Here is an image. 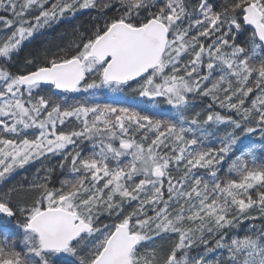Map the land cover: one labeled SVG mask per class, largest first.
Returning a JSON list of instances; mask_svg holds the SVG:
<instances>
[{
    "label": "snow or ice",
    "instance_id": "6c2138e0",
    "mask_svg": "<svg viewBox=\"0 0 264 264\" xmlns=\"http://www.w3.org/2000/svg\"><path fill=\"white\" fill-rule=\"evenodd\" d=\"M0 10V264H264V0Z\"/></svg>",
    "mask_w": 264,
    "mask_h": 264
},
{
    "label": "trees",
    "instance_id": "16d2710c",
    "mask_svg": "<svg viewBox=\"0 0 264 264\" xmlns=\"http://www.w3.org/2000/svg\"><path fill=\"white\" fill-rule=\"evenodd\" d=\"M0 14H4L3 10H0ZM88 13L85 12L82 16H78L75 21L72 23L75 24L80 21H87ZM70 25L66 24H60L58 26H54L51 29H48L44 31L41 35H37L36 38L29 44H26L24 47V50L20 53L19 62L17 63L16 67L13 68V71H16L17 67L22 68V61L23 57L29 53L35 55L37 53H42L45 48H51L52 51L55 50V45L60 44L63 42H66V40L69 38L70 33ZM243 39V37H241ZM113 94H110V97ZM98 103H108L112 102L110 98H104V97H97L96 101ZM208 103L207 100L201 102L199 100L196 101V110L200 111L204 108V106ZM220 134H223V129H221ZM255 139V138H254ZM217 144H211L209 146H217ZM50 166V165H49ZM41 167L40 163H33L30 167H28L26 170H17V173L13 175L7 183L0 182V190L6 189L7 187L16 185L18 182H25L26 180H31L33 178V175L36 173V170ZM225 169L227 168V165H224ZM40 175H43L41 173ZM103 222L107 223L108 221L105 219ZM14 223V221L12 222ZM244 227L246 228L247 225L245 224ZM243 232H241V235Z\"/></svg>",
    "mask_w": 264,
    "mask_h": 264
}]
</instances>
